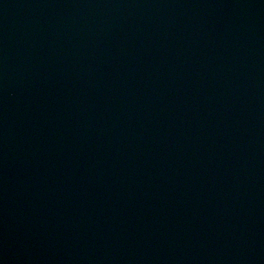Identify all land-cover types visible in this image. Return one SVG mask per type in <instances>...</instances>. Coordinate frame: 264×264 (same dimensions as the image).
<instances>
[{"label": "water", "instance_id": "obj_1", "mask_svg": "<svg viewBox=\"0 0 264 264\" xmlns=\"http://www.w3.org/2000/svg\"><path fill=\"white\" fill-rule=\"evenodd\" d=\"M0 264H264V0H0Z\"/></svg>", "mask_w": 264, "mask_h": 264}]
</instances>
